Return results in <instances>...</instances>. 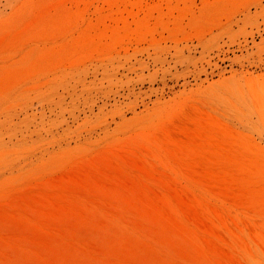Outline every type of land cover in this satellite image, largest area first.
Segmentation results:
<instances>
[{
	"label": "rangeland",
	"instance_id": "1",
	"mask_svg": "<svg viewBox=\"0 0 264 264\" xmlns=\"http://www.w3.org/2000/svg\"><path fill=\"white\" fill-rule=\"evenodd\" d=\"M262 76L264 0H0V264H264Z\"/></svg>",
	"mask_w": 264,
	"mask_h": 264
},
{
	"label": "bare ground",
	"instance_id": "2",
	"mask_svg": "<svg viewBox=\"0 0 264 264\" xmlns=\"http://www.w3.org/2000/svg\"><path fill=\"white\" fill-rule=\"evenodd\" d=\"M12 1L15 3L20 0ZM207 99L208 96L206 108H211L218 120L227 122L241 133L250 146L264 157V76L231 96L221 92L217 93L211 102Z\"/></svg>",
	"mask_w": 264,
	"mask_h": 264
}]
</instances>
